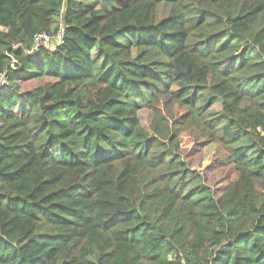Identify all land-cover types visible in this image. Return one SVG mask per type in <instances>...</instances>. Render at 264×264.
Instances as JSON below:
<instances>
[{
  "label": "trees",
  "instance_id": "1",
  "mask_svg": "<svg viewBox=\"0 0 264 264\" xmlns=\"http://www.w3.org/2000/svg\"><path fill=\"white\" fill-rule=\"evenodd\" d=\"M2 72L0 264H264V0H0Z\"/></svg>",
  "mask_w": 264,
  "mask_h": 264
},
{
  "label": "built area",
  "instance_id": "2",
  "mask_svg": "<svg viewBox=\"0 0 264 264\" xmlns=\"http://www.w3.org/2000/svg\"><path fill=\"white\" fill-rule=\"evenodd\" d=\"M62 12L63 10L61 11V13ZM62 43H63V26L60 18L58 30L54 34H46V33L37 34L34 37L33 46L28 53H32L34 50H36L39 47H43L47 50H53L56 47L62 45ZM15 64L16 61L11 57L8 67L13 68ZM7 85H8V81H7L6 72H2L0 73V89L6 87Z\"/></svg>",
  "mask_w": 264,
  "mask_h": 264
},
{
  "label": "rangeland",
  "instance_id": "3",
  "mask_svg": "<svg viewBox=\"0 0 264 264\" xmlns=\"http://www.w3.org/2000/svg\"><path fill=\"white\" fill-rule=\"evenodd\" d=\"M46 81H48V80L28 82L25 85L24 89H32V88L36 87L37 85H40V84L42 85ZM140 116H141V121H142L143 127L144 128H148L149 122H150V114L145 111V112H142ZM189 146H190V141H189L188 137L185 134H183L182 137H181V147L182 148H187ZM214 148L215 147L213 145H211V146H208L204 150V159H203V162L201 163L202 167H205V166H207L209 164L211 156H212V154L214 152ZM212 185H213V187H215V190L217 191V190H220L221 188L225 187L226 181L225 180L216 181Z\"/></svg>",
  "mask_w": 264,
  "mask_h": 264
}]
</instances>
